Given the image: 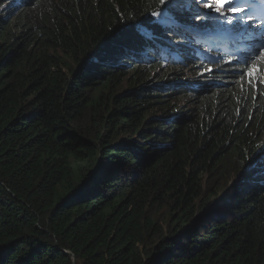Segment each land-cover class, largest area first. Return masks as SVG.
<instances>
[{
  "label": "trees",
  "instance_id": "16d2710c",
  "mask_svg": "<svg viewBox=\"0 0 264 264\" xmlns=\"http://www.w3.org/2000/svg\"><path fill=\"white\" fill-rule=\"evenodd\" d=\"M162 7L0 0V264H264V86Z\"/></svg>",
  "mask_w": 264,
  "mask_h": 264
},
{
  "label": "snow or ice",
  "instance_id": "6c2138e0",
  "mask_svg": "<svg viewBox=\"0 0 264 264\" xmlns=\"http://www.w3.org/2000/svg\"><path fill=\"white\" fill-rule=\"evenodd\" d=\"M156 2L165 7L151 13L156 17L152 22L154 27L140 29L145 42L161 39L163 35H178L183 41L190 42L197 34V29L201 27L193 24L192 20L203 22L204 27L215 25L235 27L255 18L253 5L248 0H156ZM193 3L196 4V14L185 16V13L191 12ZM261 3H264V0H261ZM237 13L240 15H235ZM157 29H160V33H157ZM240 60L242 67L239 75L249 87L264 85V79L260 78V74L264 73V49Z\"/></svg>",
  "mask_w": 264,
  "mask_h": 264
},
{
  "label": "clouds",
  "instance_id": "9594fccd",
  "mask_svg": "<svg viewBox=\"0 0 264 264\" xmlns=\"http://www.w3.org/2000/svg\"><path fill=\"white\" fill-rule=\"evenodd\" d=\"M254 1L256 2V4H258V7L256 9H253V12L255 14V18L253 20H250L247 23L241 25H237L235 27L223 25L224 28H222L218 26L219 27L218 37L222 38L226 43V45H224L226 51L223 54V60L232 61L235 58H237L238 54H240L241 44L244 40H245L246 58L249 55H251L253 52H256L257 48H259V43H260L259 35L264 29V3H261V0H254ZM191 9H192L191 12L185 13V16H189V15L194 16L196 14L195 3L192 4ZM205 11H207V9H205ZM239 15L240 14H238L237 16ZM192 23L201 25V27L197 29V34L195 35L194 39H192L190 42H185L183 41V38L179 36V41L177 42V45L179 46L184 45L187 48L209 46L207 44H202L199 42L203 39V37L209 38L210 35L212 34L215 35L218 29L217 28L214 29L215 26L204 27L203 22L201 21L192 20ZM202 33H204V35H202V37L198 39V37ZM173 36L163 35L161 39L156 40L155 44L158 46L159 40L167 39L172 41ZM249 49H251L252 51L250 52ZM171 62L173 63L175 61L171 58ZM215 71H217V69ZM198 77H203V76L199 75ZM204 79L206 80L207 78Z\"/></svg>",
  "mask_w": 264,
  "mask_h": 264
},
{
  "label": "rangeland",
  "instance_id": "374dc122",
  "mask_svg": "<svg viewBox=\"0 0 264 264\" xmlns=\"http://www.w3.org/2000/svg\"><path fill=\"white\" fill-rule=\"evenodd\" d=\"M248 2L250 4H252L253 8H254L256 2L254 0H248ZM6 6H8V5H6ZM6 6L4 8H2V11L6 10V8H7ZM195 7H196V4H195ZM238 14L239 13H237L235 15H238ZM218 26L224 28L223 25H215L214 29L215 28L218 29L216 34L215 35L214 34L210 35L209 38L203 37V39L199 43L207 44V45H209V46H211L213 48H224V45H226V43H225V41L222 38L218 37V33H219V27ZM259 40L261 41V45H264V31H262L261 34L259 35ZM261 45H259L260 47L257 48L256 52H258L260 49H264V46L261 47ZM243 48H244V50H243ZM243 48H241V50H243L241 52L245 51V45H243ZM207 50H210V48H207ZM225 51L226 50L221 51V52H223L221 54L223 55ZM210 53H212V52H210ZM188 54L192 55L193 58H197L198 57L195 48H193V50H191V51L188 49ZM243 58H246V54L243 56ZM220 61L221 62L224 61L223 60V56L220 58ZM235 61H237V59ZM194 76L193 75L189 76V74L187 73V74H185V79L191 80L190 78L194 77ZM260 86L263 87L264 85H260Z\"/></svg>",
  "mask_w": 264,
  "mask_h": 264
},
{
  "label": "bare ground",
  "instance_id": "6f19581e",
  "mask_svg": "<svg viewBox=\"0 0 264 264\" xmlns=\"http://www.w3.org/2000/svg\"><path fill=\"white\" fill-rule=\"evenodd\" d=\"M258 7V4H255V6H254V8L253 9H256ZM257 18V17H256ZM262 31H264V29L262 30ZM243 45H245V40L242 42V44H241V48H243ZM259 45H261V41H260V43H259ZM262 46H264V45H261V47ZM260 47V46H259ZM207 48H209V46L207 47ZM224 50H226V49H224ZM243 50H244V48H243ZM243 50H241V51H243ZM246 50V49H245ZM240 51V54H238V56H237V62H241V60H240V58H243V56L245 55V51L244 52H241ZM249 53V52H248Z\"/></svg>",
  "mask_w": 264,
  "mask_h": 264
},
{
  "label": "water",
  "instance_id": "95a60500",
  "mask_svg": "<svg viewBox=\"0 0 264 264\" xmlns=\"http://www.w3.org/2000/svg\"><path fill=\"white\" fill-rule=\"evenodd\" d=\"M72 255V254H71ZM73 261H74V259H73Z\"/></svg>",
  "mask_w": 264,
  "mask_h": 264
}]
</instances>
